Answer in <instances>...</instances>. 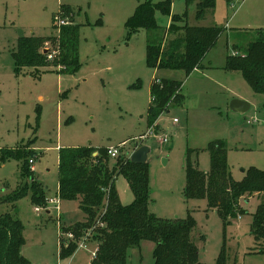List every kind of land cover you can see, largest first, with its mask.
Returning a JSON list of instances; mask_svg holds the SVG:
<instances>
[{
	"label": "rangeland",
	"instance_id": "1",
	"mask_svg": "<svg viewBox=\"0 0 264 264\" xmlns=\"http://www.w3.org/2000/svg\"><path fill=\"white\" fill-rule=\"evenodd\" d=\"M144 1L0 0V157L1 150L29 146L37 153L29 165L31 175L46 195L42 205L31 201V177L21 173L23 159L0 161V214L9 213L21 222L24 243L20 254L29 264H89L94 241L86 238L85 248H78L85 236L67 240V232L58 234L60 224L70 226L82 219L78 202L60 200L58 210L47 203L57 199L59 150L92 147L96 156L97 149L117 147L118 156L125 161L138 147L148 146L149 212L165 220L190 215L195 221L191 240L202 264H214L223 244L227 264H264V254L254 252L256 245L250 235L252 215L263 196L242 200L243 212L227 227L216 211L207 209L205 200L184 196L187 159L201 172H208L206 148L212 141L224 143L234 180L240 181L242 171L250 167L264 171V95L254 92L238 72L229 74V79L219 78L221 71L208 65L209 61L213 67L222 65L233 53L241 56L254 41L255 31L233 30L236 26L231 21L234 12L251 0H234L232 8L225 0H216L214 21L207 17L197 23L194 4L186 10L184 0H171V16L186 11L191 26L214 24L224 30L202 68L189 75L147 67L148 33L139 29L129 35L125 28L127 19ZM61 5L70 6L75 23L81 25L78 70L65 74L42 66L17 74L12 59L17 40L57 36L53 16ZM155 20L161 28L156 35L163 37L171 17L157 11ZM44 45L50 50L54 47ZM154 78L181 83L182 104L172 103L152 126L158 137H168L167 144H160L154 136L139 138L150 128L147 109ZM232 99L246 101L249 109L242 114L233 112L229 107ZM173 119L178 122L173 123ZM116 158H108L110 169L116 167ZM114 188L121 205L132 203L123 175L116 176ZM36 207L42 210L36 212ZM86 236H91L90 232ZM60 238L67 240L66 245L75 243L72 255L60 257ZM153 249L152 242L142 241L139 248L129 251L126 264H153Z\"/></svg>",
	"mask_w": 264,
	"mask_h": 264
},
{
	"label": "trees",
	"instance_id": "2",
	"mask_svg": "<svg viewBox=\"0 0 264 264\" xmlns=\"http://www.w3.org/2000/svg\"><path fill=\"white\" fill-rule=\"evenodd\" d=\"M184 1L186 10L190 5H195L196 22H202L207 17L212 19L216 0ZM233 1L225 0L227 5ZM170 9L171 0L157 3L146 0L137 5L133 15L127 19L125 28L129 35L139 29L148 33L145 57L147 67L154 70H179L189 75L195 69L202 68L208 51L224 30L214 24L191 26L186 11L180 16H171ZM157 11L171 17L163 37L156 35L161 30L155 20ZM56 16L66 19L67 24L57 28ZM80 26L74 21L73 9L61 5L58 13L53 16L52 27L57 29V36H28L17 40L16 49L12 53L15 72L21 74L24 69L37 71L42 66H50L60 73H75L80 65ZM255 33L257 36L243 50V54L236 57L227 55L222 68L228 72H238L254 92L264 95V29H258ZM45 43L54 47L47 49ZM45 49L50 50V53L43 54ZM180 88L181 83L178 81L154 78L149 87V127L168 111L172 103L182 104ZM206 149L210 156L208 172H201L187 159L184 196L188 200H205L207 209L216 211L223 227H227L243 212L239 206L242 200L254 195L264 197V171L250 167L243 170V178L236 181L228 167L224 143L212 141ZM107 150L97 149L96 156H93L96 150L92 147L59 150L57 197L60 200L77 201L84 215L83 221L70 226L60 224L58 218L60 231L70 232L74 238L85 236L95 242L96 250L89 264H126L129 251L139 248L142 241L154 244L153 264H202L198 259V248L191 240L195 221L190 215L182 220H165L149 212L147 162L136 164L129 159L123 161L118 156L116 167L110 169ZM36 154L29 146L4 149L1 150L0 161L19 157L23 159L21 173L31 177V201L35 205H42L46 203L44 189L34 182L29 168ZM118 174L126 178L133 195V201L128 206L121 205L114 188ZM22 230V224L16 217L9 213L0 214V264H29L20 254L24 243ZM89 232L91 236H86ZM250 235L256 245L254 252L264 254V200L252 215ZM199 240L203 241L204 236H199ZM59 241L60 257L72 255L75 243L69 242L65 246L62 243L65 240ZM227 262V250L223 244L214 264Z\"/></svg>",
	"mask_w": 264,
	"mask_h": 264
},
{
	"label": "crops",
	"instance_id": "3",
	"mask_svg": "<svg viewBox=\"0 0 264 264\" xmlns=\"http://www.w3.org/2000/svg\"><path fill=\"white\" fill-rule=\"evenodd\" d=\"M248 2L247 3L245 2L236 12H234V14L232 16L233 18L231 21H233L232 25L236 26V28L233 30L240 31V32L241 31L252 32V31H256L258 29H264V0L263 1L251 0ZM212 19L214 21L215 12H214V15L212 16ZM228 27L229 26L226 24L225 28H228ZM224 60H223V62H224ZM223 62H222V65H216L217 67H213L212 63L209 61V63H208V65L210 66L209 69L220 70L221 74L218 77L224 78V79L225 78L229 79V77H230L229 74L237 73V72H228V71L223 70V68H222ZM197 70L198 69H195L194 71H197ZM237 97L242 99V100L247 101V99H245L242 96H237ZM239 206H240V204H239ZM83 220H84V215L82 214V219L80 221H83ZM62 223H65V221H63ZM71 224H73V223H71ZM69 225H70V223H69Z\"/></svg>",
	"mask_w": 264,
	"mask_h": 264
},
{
	"label": "built area",
	"instance_id": "4",
	"mask_svg": "<svg viewBox=\"0 0 264 264\" xmlns=\"http://www.w3.org/2000/svg\"><path fill=\"white\" fill-rule=\"evenodd\" d=\"M233 7V3H231V5H230V8H232ZM55 25H56V27L57 28H60V26H63V25H66L67 24V20L66 19H62V18H60V17H58V16H56L55 17ZM233 55H234V53H233ZM48 58L50 59L51 58V55H49L48 56ZM178 121H177V119H173V123H177ZM156 123V122H155ZM154 123V124H155ZM153 124V125H154ZM152 125V126H153ZM152 126L149 128V131H148V133L145 135H143V136H141V137H139L140 139H145L146 137H149V136H154V137H156L157 139H158V142H160V144H167L168 143V137L167 136H165V135H161L160 137H158L157 135H156V133H155V131H154V129L152 128ZM107 153H108V155L111 157V158H116L117 156H118V153H119V151H118V149H117V147H113V148H108V150H107ZM32 161H30V163H31ZM60 202V199L57 197V199H49L48 201H47V203L48 204H51V205H54V207L58 210L59 208H58V203ZM42 209L41 208H39V207H36L35 208V211L36 212H40ZM58 234L60 235V236H64V233H62L61 231H60V228L58 229ZM67 235V240L68 239H72L73 238V235H72V233H67L66 234ZM61 240L63 239V238H60ZM59 239V240H60ZM66 239H64L65 240V242H67V240ZM85 240H82L79 244H78V248H85V242L84 241H86V237L84 238ZM65 242H62V243H64L65 244V246H67L66 245V243ZM68 243V242H67ZM96 250V249H95ZM94 253H95V251L94 252H92V255L94 256Z\"/></svg>",
	"mask_w": 264,
	"mask_h": 264
},
{
	"label": "water",
	"instance_id": "5",
	"mask_svg": "<svg viewBox=\"0 0 264 264\" xmlns=\"http://www.w3.org/2000/svg\"><path fill=\"white\" fill-rule=\"evenodd\" d=\"M48 52L47 49L43 51V54ZM230 109L236 113H244L249 109V104L239 99H233L229 104ZM150 152L148 146H140L129 154V160L132 163L142 164L147 162V156Z\"/></svg>",
	"mask_w": 264,
	"mask_h": 264
}]
</instances>
